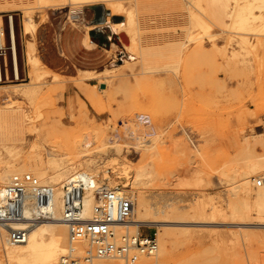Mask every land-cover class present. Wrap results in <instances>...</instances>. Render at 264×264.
<instances>
[{"label":"rangeland","instance_id":"rangeland-1","mask_svg":"<svg viewBox=\"0 0 264 264\" xmlns=\"http://www.w3.org/2000/svg\"><path fill=\"white\" fill-rule=\"evenodd\" d=\"M122 1L130 8L138 2L145 13L142 22H134L137 32L130 50L121 46L107 23L104 28L110 34V44L104 46V50L109 60L90 71L76 69L72 74L53 67L46 60L45 43L48 40L60 56V31L65 32L69 25L88 31L86 14L91 11V6L71 8L67 5L66 9L58 7L57 10L44 6L32 7L29 11L0 12L4 30V40L0 39V44L5 52L0 61L3 68L7 64L11 72L8 79L0 82V105L3 96L14 85L36 83L40 87L32 103L25 99L19 104L11 102L20 106L27 116L24 122L26 140L19 146L18 155L13 152L16 149L8 147L13 152L9 153L8 148L0 145V174L6 165L13 164L18 168L19 158L23 155L42 153L45 148L55 151L59 155L57 159L61 154L64 159L69 156L70 161L64 164L77 156L94 158L96 163L117 156L136 167L145 160L153 142L145 132L137 139L123 128L129 118L140 113L149 117L158 133L154 142L158 144L153 147L150 161L157 167L162 163L163 169H159L164 171L165 179L170 178L151 182L144 186V191L170 192L183 197L198 192L219 199L237 184L243 166L239 155L246 140H250L253 133L264 134V3L255 2L250 18L239 23L234 15V0H223L226 6H222V0H216L214 4L209 0H197V6L194 0ZM169 1L176 5L177 13L169 7ZM220 4L224 12H218ZM187 10L192 17L197 15L211 25L207 36L200 32L201 39L186 41L188 35L194 37L195 33L194 19L187 17ZM9 15L15 36L17 77L12 49L8 48L11 43ZM73 16L78 17L73 20ZM162 20L173 25L165 28ZM28 21L32 25L25 33L23 25ZM183 41L186 43L178 48ZM31 54L41 59L37 70L28 60ZM118 58L123 59L119 61ZM44 70L47 72L43 73ZM34 71L38 74L35 79ZM113 129L119 132L117 138L112 137ZM176 142H183L187 150H192L190 160L179 153ZM33 143L37 148H31ZM178 167L184 172H179ZM170 168L176 169V175L183 176L172 177ZM186 169L190 170L184 175ZM50 171L52 169H48ZM3 184L7 183L0 179V187ZM251 192H254L253 183ZM220 203L224 206L222 201ZM226 220L223 214L219 216L220 222ZM263 223L264 220L260 221L252 211L247 223L241 226L197 224L192 219H187L184 224H169L189 229L186 233H174L177 242L170 250L171 264H187L190 260L199 264L210 248L209 236L215 230L225 233L244 231L248 248H261L264 245ZM143 230L155 234L158 228L144 227ZM171 242L173 240L169 244ZM232 247L224 245L225 252L212 254L214 264H228L234 252Z\"/></svg>","mask_w":264,"mask_h":264},{"label":"bare ground","instance_id":"bare-ground-1","mask_svg":"<svg viewBox=\"0 0 264 264\" xmlns=\"http://www.w3.org/2000/svg\"><path fill=\"white\" fill-rule=\"evenodd\" d=\"M194 1L195 6H197V0ZM209 1L213 4L216 2V0ZM228 1L229 0H225V2ZM225 2L222 0V6H226V4H224ZM234 2V15L238 17L239 23H245V21L250 18L249 15H252L251 8L254 3H264V0H234ZM67 5H71V8H80L84 5L89 7L91 6L89 9L92 12L96 5H102L104 10H108L109 12L106 15L105 21L110 24V27L116 34L119 43L126 50H130L135 42V35L137 31L133 27L134 22L137 24L142 22L145 16L144 10L138 2L135 1L132 4V8H130L122 0H0V12L11 11L14 9L29 11L32 7L40 8L44 6L57 10L58 7L66 9ZM169 7L176 12V5L173 4L172 1H169ZM219 7L220 9L217 8V10L219 9L218 12H220V10L222 11L221 4ZM186 14L188 18L194 19L195 26L194 37H189L188 35L186 41L201 39L202 37L200 32H202L204 36H207L210 32L211 25L197 15L192 17V13L188 10ZM112 17L118 19L113 20ZM9 18V37L14 60V73L17 77L18 71L12 16L9 15ZM161 23L165 28L173 25V23H168L166 20H162ZM31 25V21H28L23 25L25 33L28 32ZM92 25L96 24L89 23L86 27L91 28L93 27ZM0 28H3L2 15H0ZM0 39L4 40L3 32L1 33ZM186 41L179 44L178 48L182 47ZM212 44L214 43L212 42ZM199 46H202L201 43ZM28 60L30 65L34 67L35 70H37L39 68V64L42 63L41 59L35 54L29 55ZM42 72H47V70ZM33 74L35 79L38 74L35 71ZM11 88L12 89L8 90L9 93L3 96L1 101L3 104L1 103L0 105V145L3 148L10 147V149H16L13 152L15 155H18L19 151H21L19 146L24 144L23 142L26 140L24 122L26 121L27 116L20 106L14 104H19L18 102L23 99L28 100V103H32L34 98H36L39 94L40 87L36 83H28L23 85H14ZM12 101L14 104H11ZM7 102L9 104H6ZM133 117L129 118V121L125 123L123 128L124 132L129 133L130 136L136 137L137 139H140L142 136L141 133L145 132L151 137L153 147H156V144L158 143L154 142L158 133L156 128L152 126V123L149 122V117L140 113L136 114L134 118ZM112 133V137L114 138H117L119 135L117 129H113ZM263 137L264 134L262 132L256 134L253 133L251 135V139L246 140L245 147L239 155L242 159L243 166H241V172L238 173L237 184L233 188L224 192V195H220L219 199L216 197L206 196L198 192L191 193L189 197H183L182 195L170 192L162 193L151 191L147 193L144 191V186L147 184L157 180L163 181L168 178L166 177L165 179V175L163 176L162 173L164 171L159 169L161 168L160 165L162 163L160 164L157 162L160 164H158L159 167H157L154 161V163L150 161L153 154V147L149 149L145 160L136 167L130 166L117 156L105 158L100 163H96L95 160H93L94 158L77 156L74 160H71V162L64 164L65 161H70L69 156L67 155L68 159H64L61 154L60 159H57L59 155L57 156V153L51 149L45 148L42 153L38 151L35 153L32 152L33 154H25L23 157L19 158L20 166L18 168H16L13 164L9 166L6 165L5 167L3 166L4 168L1 169L3 174H0V179L4 183H7V180L9 181L8 178L12 176H10V173L15 172L14 174H22L17 172L26 170L25 173L33 175L40 183L50 186L52 188L53 195L51 205L47 207V210L52 214V217L48 220L1 222L0 264H59L60 260L69 254L76 256L78 258L77 260L80 262L86 254L93 252V246L88 240L75 239L70 236L68 225L61 219L62 185L71 181L77 174L90 175L96 179V185L98 187L116 191L117 200L108 211L114 219H118V199L127 198L132 202L133 207L129 222H116L114 224L115 238L120 237L125 229L136 231L141 226L147 228H158V231L155 232L158 243V249L155 256L150 258L145 254L136 253V261L139 264L153 261L155 264H171V259L169 258L170 250L176 247L175 244L177 242V237L176 235L174 236V233H186L189 229L182 227L179 228V226L174 227L169 224H184L187 219H192V222H196L197 224L211 223V225H217L220 223H229L234 226H241L247 223V217L252 211L257 214L258 219L262 221L264 220ZM34 143L32 146L30 145L32 149L37 148ZM185 144L180 142L176 145H179V153L182 152L183 155L190 160L193 156V152L190 149L187 150L185 148ZM177 146L174 149H177ZM29 147L28 149L32 150ZM171 147L173 146H170V148ZM10 149L8 148V151ZM13 152H11V150L9 151V153ZM177 161L178 160L176 158L175 162ZM162 162L164 161L162 160ZM169 164L174 165L175 163L170 161ZM165 165L167 166V164ZM48 169H52V171L48 172ZM177 170H179V167ZM189 170L190 169H186V174H183L187 175ZM175 171L176 169L173 171L171 169L170 173L172 177L175 176V178H177L179 176H183L176 175L177 173ZM181 171L179 170V172ZM167 173L169 174V171ZM253 176L257 177L252 180L251 177ZM5 177H7L6 180L4 179ZM258 179L262 180L259 186L256 185ZM252 183L254 186L253 193L251 192ZM92 193V190H88L85 193L84 206L81 215L82 219L85 220L91 219L94 216L96 199ZM221 201L224 206L221 205ZM29 212H31V209L26 210V215H28ZM221 214L226 217V222L219 221V216ZM15 230L25 232V238L23 241L14 242L10 240L9 235ZM170 240H173L171 244H169ZM209 240L210 248H208V252L204 255V257H202V261L199 264H214L215 257L212 254L225 252L226 249L224 248V245L233 246L231 251L233 249L234 252L230 257L228 264H264V245L255 250L249 249L246 244L248 238L246 237L244 231L239 232L231 230L229 233H225L215 230L209 236ZM194 261L195 260L187 261V264H198ZM91 264H123V262L117 258H95L92 260Z\"/></svg>","mask_w":264,"mask_h":264},{"label":"built area","instance_id":"built-area-1","mask_svg":"<svg viewBox=\"0 0 264 264\" xmlns=\"http://www.w3.org/2000/svg\"><path fill=\"white\" fill-rule=\"evenodd\" d=\"M4 32L0 28L1 33ZM3 46L0 44V56H3ZM261 179L256 185L261 184ZM92 190L96 199L94 216L82 219L85 193ZM53 191L46 184L29 173L14 174L6 185L0 187V223L20 220H48L52 214L47 210L51 205ZM61 219L68 225L70 236L75 239L88 240L93 246V252L78 261L71 254L64 256L59 264H91L95 258H117L123 264L137 263L136 253L145 254L150 258L158 249L155 234L145 233L141 226L136 231L124 230L115 238L114 224L127 223L132 213V202L127 198L118 199V219L109 214V209L117 200V193L96 185V179L87 174H77L71 181L62 185ZM31 212L26 215V210ZM10 240L21 242L25 232L15 230L9 235ZM143 264V263H140ZM144 264H155L149 262Z\"/></svg>","mask_w":264,"mask_h":264},{"label":"crops","instance_id":"crops-1","mask_svg":"<svg viewBox=\"0 0 264 264\" xmlns=\"http://www.w3.org/2000/svg\"><path fill=\"white\" fill-rule=\"evenodd\" d=\"M77 17L73 16V20H75ZM89 23L90 21H87L85 27ZM105 25H107L106 21L102 25H92L93 27L86 28L88 29V31H83L82 29H74L69 25L68 30H66L65 32L60 31L58 35V54L60 56L56 55L49 41H46L44 48L46 60L53 67H57L62 71H66V73L71 74L76 69L92 70L99 67L100 65H103L106 61L109 60V57L104 50V46L110 44V34L107 30H105ZM8 48L11 51V43L10 47ZM122 59L123 58H118L119 61ZM2 65L3 64L0 61V82L3 81L4 78L8 79L11 74V72H9L7 64L4 68ZM63 97L65 99V93L63 94Z\"/></svg>","mask_w":264,"mask_h":264},{"label":"water","instance_id":"water-1","mask_svg":"<svg viewBox=\"0 0 264 264\" xmlns=\"http://www.w3.org/2000/svg\"><path fill=\"white\" fill-rule=\"evenodd\" d=\"M108 13V10H104L102 5H96L93 8V12H87L86 17H88L91 24L100 25L105 23V18ZM112 19L116 20L118 18L112 17Z\"/></svg>","mask_w":264,"mask_h":264}]
</instances>
